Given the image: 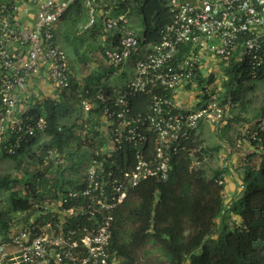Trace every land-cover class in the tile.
<instances>
[{
	"label": "built area",
	"instance_id": "obj_1",
	"mask_svg": "<svg viewBox=\"0 0 264 264\" xmlns=\"http://www.w3.org/2000/svg\"><path fill=\"white\" fill-rule=\"evenodd\" d=\"M77 1L87 14L83 31L99 28L101 53L108 64L123 65L137 45L126 16L101 13L96 0H6L0 12V149L7 136L14 137L7 154L46 128L42 117L26 115L44 101L33 103L27 83L43 73L55 95L69 87L73 75L54 29ZM166 1L172 21L161 43L136 61L125 89L103 108L98 132L104 147L90 160L81 187L41 206L30 198L37 211L28 218L18 214L26 221L15 231L12 226L8 239L0 242V264H118L108 250L111 227L114 211L129 191L145 181L165 182L170 157L199 122L226 121L229 100L221 106L213 99L219 90L205 81L199 85V76L208 79L213 75L210 67L220 69V62L232 56L238 64L246 63L252 76L264 69V0ZM23 7L34 10L30 25L23 19ZM197 88L203 91L201 97L193 94ZM137 93L149 98L143 117L129 114V99ZM177 94L191 98L190 105L177 101ZM204 95L211 97L202 101ZM79 97L88 113L93 99ZM96 100L104 102L106 96L100 92ZM18 101L30 105L24 113L19 114ZM249 126L239 130L233 146L219 153L220 184L229 171V155L244 143L250 145L255 133L264 132V117ZM151 139L149 150L145 144ZM48 160L54 167L64 164L52 152L45 165Z\"/></svg>",
	"mask_w": 264,
	"mask_h": 264
},
{
	"label": "trees",
	"instance_id": "obj_2",
	"mask_svg": "<svg viewBox=\"0 0 264 264\" xmlns=\"http://www.w3.org/2000/svg\"><path fill=\"white\" fill-rule=\"evenodd\" d=\"M5 1L0 0V12ZM96 2L100 12H106L110 17L125 15L130 8L128 0ZM136 9L143 17L142 54L139 57L142 59L151 47L161 43L172 14L166 0H136ZM82 10L81 1H77L60 21L65 22L72 11L79 14ZM88 33V37L81 38L73 32L75 42L71 43L66 38L78 66L69 87L61 91L59 99H45L41 105H34L26 112L34 118L42 117L45 130L23 142L12 155L6 150L14 144L13 136H7L1 145L0 170L5 171L6 162L13 164L6 170L12 173L0 174V204L5 198L10 212H0V242L8 239L12 226L26 221L18 219L19 213H25L28 218L37 211L29 204L30 198L41 206L47 199L56 200L69 190L79 189L90 160L97 159L95 154L101 153L104 147L98 132L102 110L111 106L127 83L120 85L117 92L110 86L101 85V79L97 77V69L101 66L99 58L107 63L101 53V32L99 28H93ZM219 66L223 75L221 91L213 94V99L221 106L229 100V108L239 109L236 114L230 111L232 118L227 123L234 122L242 128L250 121L264 117L263 107L249 112V101L239 96L244 90L254 91L256 84L264 80V69L252 76L248 65H239L235 56L222 60ZM198 81L199 85L204 81L210 85L214 77L204 79L199 76ZM100 92L106 96L104 102L96 100ZM79 96L94 101L86 118L81 115ZM210 97L204 95L202 101ZM148 101L143 94L133 95L129 99V114L146 115ZM244 113L251 115L250 121L242 117ZM201 123L170 157L168 179L138 184L114 211L108 250L120 264H148L151 249L166 264H264V132L255 133L249 143L252 152L237 163L236 170L242 173L240 183L243 187L239 196L226 205L225 183H219L223 172L217 167L207 177L202 165H195L206 157L213 159L220 148L218 144L201 146L194 143V134ZM238 132L239 129L235 135ZM236 139L227 144L233 146ZM152 145L151 139L145 148L150 150ZM83 148H88L91 153L80 167L76 160ZM48 152L62 157L63 166L54 167L52 160L45 165Z\"/></svg>",
	"mask_w": 264,
	"mask_h": 264
},
{
	"label": "rangeland",
	"instance_id": "obj_3",
	"mask_svg": "<svg viewBox=\"0 0 264 264\" xmlns=\"http://www.w3.org/2000/svg\"><path fill=\"white\" fill-rule=\"evenodd\" d=\"M128 1H129L130 8L128 9L127 13H125V16L128 19L129 30L136 37L137 45L133 49V53L131 57L129 58V60L125 61V63L122 66L110 67L104 60L99 58V60H101V66L99 69H97V77L101 79V85L105 84L107 86H110L115 92L119 90L120 85H123L132 79L135 73V70H136L135 63L139 59L140 54H142V48L140 47V41L144 33L143 17L136 9V0H128ZM121 14H124V13H121ZM86 20H87V14H86L85 8H83V10L79 14H75V11H72L70 13V16L65 22L57 23V28H60L62 30H61V35L59 36L56 32L57 30L55 31L56 43L63 50L65 54L68 67H69V73L71 75L75 74L76 70L78 69V66L76 64L71 47L67 45L66 38L70 40V43L75 42L72 38L73 32H75L78 35V37H81V38L88 37L90 34L88 33L89 31L87 32L82 31V26L84 25V22H86ZM240 64L241 63H239V65ZM217 67L218 65H215L214 70H216L217 73H215V75L213 74L215 78H214V83L212 85L213 87L217 88V90L221 91L220 82L222 80L223 75L221 73L222 71H220V69H218ZM202 92L203 91L201 88H197V91L194 92L193 94L195 95L197 93L198 96L201 97ZM239 96H240V99L244 101H249V105H248L249 112L257 111L261 107L264 108V80L256 84V87L253 92L244 90ZM55 97L56 99L60 98V96L57 94L55 95ZM232 108L233 109L227 106L224 109V116L226 120L225 123H227L228 119L232 118L231 113H230L231 110H232V113L234 114L238 113L239 111V109L236 107H232ZM74 115L75 114H73V117ZM81 115L83 116V118H86L87 116L83 110H81ZM242 117L250 121L251 115L244 113ZM252 123L253 121H250L249 124H245L243 126L247 128L248 125L251 126ZM240 128H241V125H238L237 123L232 122L229 124V129L231 133H234L237 129H240ZM216 132H218V130ZM213 136H215L213 132L203 133L199 137L194 138V143L199 144V145L201 143H205L207 146H210L211 141L216 140L215 138L213 139ZM217 140L221 141L220 138H217ZM24 150L26 151V148H24ZM90 153L91 152L88 148H83L79 152V156L77 157L76 164L81 167L82 164L85 162V160L88 159V156ZM217 160L218 159H216V157L213 159H208L206 157L203 159V161L200 164L195 163V165L197 167L202 165L201 167L205 170L206 176L209 177L211 174V171L214 170L218 166ZM12 164H13L12 162H9V163L6 162L3 166L4 167L3 169H5V171L0 170V174L12 173V171H6V170H10V167H12ZM237 165L238 164H235V166ZM235 166H233V168ZM234 172H236V170ZM2 200H3L2 204H0V212H3L4 214L10 213L8 211L9 205L6 203L5 198H2ZM17 228H19L18 224L16 225V227H14L13 231H15ZM151 251L152 253L149 255L148 264H166L156 251L152 249ZM118 264H120V262H118Z\"/></svg>",
	"mask_w": 264,
	"mask_h": 264
},
{
	"label": "crops",
	"instance_id": "obj_4",
	"mask_svg": "<svg viewBox=\"0 0 264 264\" xmlns=\"http://www.w3.org/2000/svg\"><path fill=\"white\" fill-rule=\"evenodd\" d=\"M81 4H82V2H81ZM82 8H84L83 5H82ZM32 13H34L33 9L26 8V7L22 8L23 19H24V21H26L25 24H29V25L31 24L32 18L34 17V14H32ZM59 22H61V21H59ZM86 22H87V20H86ZM86 22H84V25L86 24ZM83 26H82V31H83ZM61 30L62 29L57 28V24H56L55 29H54L55 42H56L55 31L57 32V34L59 36V35H61ZM83 32H86V31H83ZM67 45L70 46L68 43H67ZM210 70H211V73L214 75H215V73H217L216 70H214V67H210ZM220 71H221V69H220ZM214 75H212V76L215 78ZM27 88L29 89L30 95L33 99L32 100L33 103L40 104L39 103L40 100L55 98V91L52 90V87L47 82L45 75L43 73L39 74L37 77H34L30 82H28ZM175 98L177 101H179L185 105H190L187 102L192 100L191 98H189L186 95L179 96L178 94L176 95ZM25 106L29 107L30 105H25L22 101H18V109H19L18 112H19V114L25 112V110H24ZM217 130H218V132H216ZM206 132H209V133L213 132L215 135V136H213V139L215 138L216 140L211 141L210 146L214 145V144H218L220 146L218 153L214 156V158L216 157V159H218V155H219V153H221L223 148L228 145L227 142L229 140L235 139V137L237 138V136H238V134H237V136L235 135V132L231 133V131L229 129V124H227L225 122L222 124H219V125H211V124H208L206 122H202L201 125L196 129V132H195L193 138L199 137L201 134L206 133ZM217 138H220L221 141H218ZM200 145L201 146L202 145L207 146L205 143H201ZM251 152H252V149L250 148V146L248 144L244 143L239 150H237V151L235 150L234 152H232L229 155V171L227 172V175H226L225 190H224V195H223L224 196V203L226 205L232 203L239 196V192L241 191V189H239V185H240L239 182H240V179L242 177V173L237 172L235 164L244 160L245 156ZM233 166H235V167L233 168ZM234 169L236 170V172H234L235 171Z\"/></svg>",
	"mask_w": 264,
	"mask_h": 264
}]
</instances>
